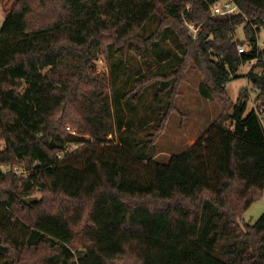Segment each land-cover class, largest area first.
<instances>
[{
  "label": "trees",
  "instance_id": "1",
  "mask_svg": "<svg viewBox=\"0 0 264 264\" xmlns=\"http://www.w3.org/2000/svg\"><path fill=\"white\" fill-rule=\"evenodd\" d=\"M232 1L240 12L230 17H210L196 0L15 1L0 31V167L31 172L22 180L0 170V264H264V213L244 223L264 193V0ZM184 18L200 27L196 39ZM168 31L182 57L136 78L128 94L105 93L92 71L99 55L121 52L116 73L131 45L149 57ZM189 62L203 74L201 95L223 108L208 138L152 160L171 97L146 140L114 145L125 110L134 117L157 82L171 94ZM251 62L249 111L250 97L233 104L226 88Z\"/></svg>",
  "mask_w": 264,
  "mask_h": 264
},
{
  "label": "rangeland",
  "instance_id": "2",
  "mask_svg": "<svg viewBox=\"0 0 264 264\" xmlns=\"http://www.w3.org/2000/svg\"><path fill=\"white\" fill-rule=\"evenodd\" d=\"M16 0H0V31L6 21ZM158 25L157 18L148 23V27L143 31L144 37H149L155 32ZM186 27V26H185ZM187 28V27H186ZM166 39L157 46L152 47V53L146 57L144 53L131 45L127 54V61L123 63L117 72L113 73V61L121 58V52L112 55L109 61H106L102 55L94 63L92 71L94 78L105 80V93L109 91L112 94L113 89H120L123 94H128L133 88V81L141 76H150L159 72L168 70L175 61V56L182 57V41L176 37V34L168 31ZM174 33V34H173ZM242 30L238 35L244 38ZM181 42V44H180ZM261 44L264 43V31L260 35ZM248 51V47L245 46ZM184 49V48H183ZM238 74L241 78L227 85V94L235 104L239 99L249 96L251 101L248 110L255 108L254 93L248 80V75L253 71H259L253 63L248 65L237 66ZM117 78L116 86L111 85L112 76ZM203 74L197 65L189 62V66L181 77L174 80L177 84L171 92H160L163 89V83L157 82L154 86L148 88L144 95L133 109L136 115L132 117L129 110H125L123 128L115 136L109 139L114 145H118L120 138L124 137L130 141L133 146L138 141L146 140L147 135L151 132L159 115L168 106L169 98L172 97V108L169 112L168 119L163 133L157 139L153 149L148 151L155 162L167 163L172 156L182 154L189 150L198 141L208 138V132L213 123L222 116L223 108L217 99H205L200 93V86L203 82ZM157 81V80H156ZM109 82V83H108ZM116 82V81H115ZM171 84L173 81L170 82ZM160 92V96L157 97ZM132 119V120H131ZM76 130V129H74ZM77 131V130H76ZM137 151L133 153L136 154ZM145 164L148 161L144 162ZM38 198V197H37ZM264 213V193L263 197L254 203L244 215V223L253 225Z\"/></svg>",
  "mask_w": 264,
  "mask_h": 264
},
{
  "label": "built area",
  "instance_id": "3",
  "mask_svg": "<svg viewBox=\"0 0 264 264\" xmlns=\"http://www.w3.org/2000/svg\"><path fill=\"white\" fill-rule=\"evenodd\" d=\"M198 2H202L206 4L210 11V17H230L237 15L240 10L239 7L233 3L232 0H218L215 3H211L210 0H196ZM191 7L188 6L186 10H190ZM185 26L192 32L193 37L196 39V36L200 30V27H196L193 23L189 22L186 18H184ZM245 46H238L239 52H246ZM258 49L264 50V43L261 44L260 39L258 41ZM254 63V62H251ZM67 130L74 136L78 135V132L71 127H67ZM0 170L4 174H13L17 176L19 179L27 180L29 178L31 170L26 168L22 164H13L9 167L2 166Z\"/></svg>",
  "mask_w": 264,
  "mask_h": 264
},
{
  "label": "water",
  "instance_id": "4",
  "mask_svg": "<svg viewBox=\"0 0 264 264\" xmlns=\"http://www.w3.org/2000/svg\"><path fill=\"white\" fill-rule=\"evenodd\" d=\"M24 201H25L26 203L31 204V203H35V202H37V201H38V198H37V197L28 198V199H25Z\"/></svg>",
  "mask_w": 264,
  "mask_h": 264
}]
</instances>
